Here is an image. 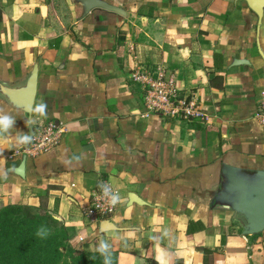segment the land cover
<instances>
[{"label": "crops", "instance_id": "obj_1", "mask_svg": "<svg viewBox=\"0 0 264 264\" xmlns=\"http://www.w3.org/2000/svg\"><path fill=\"white\" fill-rule=\"evenodd\" d=\"M97 1L111 8L0 0V82L21 85L37 67L35 105L47 104L30 119L0 96L15 119L0 136V207H46L72 246L97 252L106 240L117 264H264V231L245 234L223 198L233 171L264 170V0ZM139 65L173 74L205 117H144L130 79ZM39 118L67 131L32 157L17 137ZM102 182L120 191L106 227L84 216Z\"/></svg>", "mask_w": 264, "mask_h": 264}, {"label": "built area", "instance_id": "obj_2", "mask_svg": "<svg viewBox=\"0 0 264 264\" xmlns=\"http://www.w3.org/2000/svg\"><path fill=\"white\" fill-rule=\"evenodd\" d=\"M130 79L140 86L143 91V99L146 107L144 117L156 115L162 118L193 119L205 117L203 111L188 97L183 96L177 87L176 78L165 68L157 66L148 68L139 65L130 73ZM256 117L264 129V100L257 110ZM66 124L52 118H39L33 131V141L22 149L23 153L32 157L56 148L64 133ZM114 192L120 197V191L108 182ZM119 201L113 205L102 190L98 187L93 191L92 198L84 210V216L92 224H100L102 221L111 220L116 214Z\"/></svg>", "mask_w": 264, "mask_h": 264}, {"label": "trees", "instance_id": "obj_3", "mask_svg": "<svg viewBox=\"0 0 264 264\" xmlns=\"http://www.w3.org/2000/svg\"><path fill=\"white\" fill-rule=\"evenodd\" d=\"M41 227L49 230L44 239L36 235ZM70 239L67 226L46 207L17 203L0 207V264H103L98 251L77 249ZM111 260L117 264L112 250Z\"/></svg>", "mask_w": 264, "mask_h": 264}, {"label": "water", "instance_id": "obj_4", "mask_svg": "<svg viewBox=\"0 0 264 264\" xmlns=\"http://www.w3.org/2000/svg\"><path fill=\"white\" fill-rule=\"evenodd\" d=\"M95 6L111 8L97 0H86L88 11ZM252 8L260 17L262 16V4ZM38 74V68L35 67L27 80L18 86H8L0 82V96L8 100L14 109L30 116L38 91ZM19 169L22 175L24 164ZM223 198L228 205L244 216L245 234L254 235L264 231V170L255 174L251 180L237 176L233 171L229 175V183L225 187ZM107 223L110 221H105L102 226L106 227Z\"/></svg>", "mask_w": 264, "mask_h": 264}, {"label": "clouds", "instance_id": "obj_5", "mask_svg": "<svg viewBox=\"0 0 264 264\" xmlns=\"http://www.w3.org/2000/svg\"><path fill=\"white\" fill-rule=\"evenodd\" d=\"M47 112V104L41 102L37 105H34L30 110V116L32 114L46 115ZM15 123V119L8 114H0V136L9 132L10 129L13 128ZM26 127H28V121H25ZM34 137L31 133H23L18 135L17 141L20 145H27L33 141ZM78 159V158H77ZM98 187L102 190L103 194L109 198L110 203L115 205L120 197L117 192H114L110 185L106 183H101ZM37 237L44 239L49 235V230L45 227H41L36 232ZM97 251L100 253L103 258V264H112L111 260V245L106 240H101L99 242Z\"/></svg>", "mask_w": 264, "mask_h": 264}]
</instances>
